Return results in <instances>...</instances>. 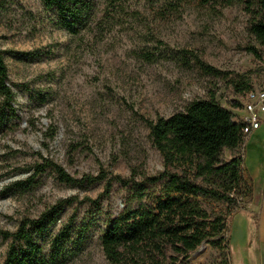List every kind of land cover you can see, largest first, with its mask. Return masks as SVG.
I'll return each instance as SVG.
<instances>
[{
	"label": "rangeland",
	"instance_id": "1",
	"mask_svg": "<svg viewBox=\"0 0 264 264\" xmlns=\"http://www.w3.org/2000/svg\"><path fill=\"white\" fill-rule=\"evenodd\" d=\"M96 2L104 7V0ZM162 2L130 0L134 14L101 38L89 31L70 34L44 0H0V48L17 110L0 125V229L15 232L23 219L77 198L40 240L48 250L50 235L71 223L69 255L62 264H112L100 238L128 195L116 178L140 179L165 168L146 121L169 118L211 96L245 119L246 96L236 93L231 80L250 77L255 88H264V70L247 51L255 43L240 6L216 10L188 2L177 13L160 16ZM54 130L56 136L48 140ZM257 158L255 147L248 146L250 171L259 166L262 172L245 176L252 183L251 197L230 220L231 264H264V166ZM45 159L76 179L105 180L68 186L50 170L34 176ZM83 226L86 242L78 249L74 239ZM9 244L0 240V264ZM190 264H221V256L204 245Z\"/></svg>",
	"mask_w": 264,
	"mask_h": 264
},
{
	"label": "trees",
	"instance_id": "2",
	"mask_svg": "<svg viewBox=\"0 0 264 264\" xmlns=\"http://www.w3.org/2000/svg\"><path fill=\"white\" fill-rule=\"evenodd\" d=\"M130 0H104L101 9L96 0H44L55 10L59 25L72 35L89 31L96 36L121 24L124 16L134 14ZM198 2L216 10L240 6L249 19V33L255 44L247 51L264 70V0H163L160 16L177 13L184 4ZM136 13V11H135ZM102 38V37H101ZM28 56L31 53H20ZM146 58L151 59L150 55ZM216 75L222 72L211 67ZM236 93L247 96L255 86L250 77L231 80ZM15 94L9 85L8 67L0 48V125L7 115L16 116ZM235 108H242L234 103ZM152 145L164 160V170L154 176L134 175L116 180L128 189L123 208L110 216L100 238L106 259L112 264H190V258L204 245L221 256V264L230 263V220L244 200L251 197L252 183L245 179V148L250 123L236 116L211 96L197 100L183 112L169 118L146 121ZM56 131L48 138L54 139ZM229 153L230 159L226 158ZM38 176L47 170L68 186H82L105 177L76 179L53 161L35 166ZM111 182L106 184V194ZM77 198L61 200L36 219H23L15 232L0 229V240L10 241L1 264H62L72 236L71 223L50 235V248L40 243L56 224L67 206ZM91 204L99 200L87 198ZM88 229H79L74 245L81 248Z\"/></svg>",
	"mask_w": 264,
	"mask_h": 264
},
{
	"label": "built area",
	"instance_id": "3",
	"mask_svg": "<svg viewBox=\"0 0 264 264\" xmlns=\"http://www.w3.org/2000/svg\"><path fill=\"white\" fill-rule=\"evenodd\" d=\"M245 104L246 121L250 123L247 134H251L261 127L260 114H264V88H255L246 96Z\"/></svg>",
	"mask_w": 264,
	"mask_h": 264
},
{
	"label": "crops",
	"instance_id": "4",
	"mask_svg": "<svg viewBox=\"0 0 264 264\" xmlns=\"http://www.w3.org/2000/svg\"><path fill=\"white\" fill-rule=\"evenodd\" d=\"M245 115L247 116L246 113H245ZM260 120H261V127L249 135L250 140L248 139V142H247V145L245 148V154H246V158H247L248 146L251 145V146L255 147L256 155L258 156V158L256 159L257 164L259 165L261 160H263V166H264V140L260 139L261 134L264 133V114H260ZM245 167L247 170L246 175H248V177L255 174L256 172H258V173L262 172V169L260 170L259 166L257 167V170H255L254 172H251L248 165H247V159H245ZM261 208L264 211V197L262 200V207Z\"/></svg>",
	"mask_w": 264,
	"mask_h": 264
}]
</instances>
